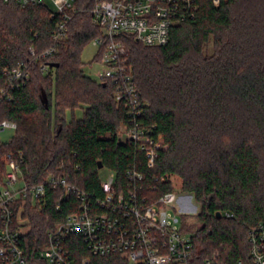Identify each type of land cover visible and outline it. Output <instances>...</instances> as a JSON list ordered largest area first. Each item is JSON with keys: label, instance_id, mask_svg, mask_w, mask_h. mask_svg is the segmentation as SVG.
I'll return each mask as SVG.
<instances>
[{"label": "trees", "instance_id": "1", "mask_svg": "<svg viewBox=\"0 0 264 264\" xmlns=\"http://www.w3.org/2000/svg\"><path fill=\"white\" fill-rule=\"evenodd\" d=\"M94 2L73 0L66 39L41 58L53 46L62 16L47 4L22 7L18 0H0V69L24 60L31 70L12 98L0 102V121L16 123L13 136L0 145V181L3 154L11 149L23 151L28 183L58 174L99 195L100 168L123 178L133 150L115 134L126 108L114 100L108 82L82 70L81 50L99 34L91 22ZM193 2L196 10L171 27L165 45L124 38L132 80L145 103L141 119L153 125V136L162 144L148 171L177 175L182 192L199 205L200 226L191 239L195 261L216 252L221 264H246L251 260L248 230L264 229V0ZM43 63L53 76L42 75ZM76 107L82 108L81 117L66 119L65 110ZM60 195L61 189L47 188L43 205L27 203L31 228L21 246L28 264H45L38 251L46 230L77 209L74 193ZM71 254L75 261L88 256L92 264H129L118 255H94L81 242L73 243Z\"/></svg>", "mask_w": 264, "mask_h": 264}, {"label": "built area", "instance_id": "2", "mask_svg": "<svg viewBox=\"0 0 264 264\" xmlns=\"http://www.w3.org/2000/svg\"><path fill=\"white\" fill-rule=\"evenodd\" d=\"M18 2L22 7L47 4L53 13L62 16L52 33L53 46L41 53V58L50 56L56 43L67 37L66 22L75 11L73 0ZM195 10L193 0H95L90 10L91 22L99 34L91 42L97 49L93 60L101 66L96 80L108 82L114 100L126 108L125 120L115 135L119 143L133 150L132 159L123 178L113 169L100 168L101 193L91 195L58 174H48L39 183H28L22 169L23 151L5 152V170L0 181V264H28L21 246L22 237L31 228L25 209L28 202L43 205L47 188L61 189L59 199L72 192L78 203L75 211L46 230V242L38 251L45 264H92L88 256L78 261L72 257L71 246L78 242L94 255H118L129 264H221L216 252L201 263L192 258L194 233H188L181 224L172 178L153 176L148 171L162 144L153 136V125L141 119L145 103L132 80L124 43L125 35H131L143 45H165L171 27ZM29 53L34 55L33 47ZM44 70H50L46 63L41 65V71ZM30 73V63L24 60L9 69H0V102L10 100L12 91L25 84ZM6 129L15 130L16 123L1 120L0 132ZM2 142L0 139V145ZM165 182L171 184V189L163 190ZM248 240L251 260L246 264H264L263 227L250 228Z\"/></svg>", "mask_w": 264, "mask_h": 264}, {"label": "rangeland", "instance_id": "3", "mask_svg": "<svg viewBox=\"0 0 264 264\" xmlns=\"http://www.w3.org/2000/svg\"><path fill=\"white\" fill-rule=\"evenodd\" d=\"M96 52V45L89 41L86 45H84L80 53V57L83 62V72L95 80L97 77L96 75L101 68V66L93 60ZM48 74L53 76L54 71L50 69L49 71L44 70L42 72V75ZM81 115V107L74 108L73 112L69 109L65 110L66 119H70L72 116H74V118H80ZM14 132V129H6L4 131H1L0 139L7 141L13 136ZM170 177L172 178L173 190L177 195L176 210L177 212H179L181 224L183 225L184 230H186L190 234H193L200 226V222L197 219L199 205L193 199V196L191 194L182 192L181 180L177 175H170Z\"/></svg>", "mask_w": 264, "mask_h": 264}, {"label": "water", "instance_id": "4", "mask_svg": "<svg viewBox=\"0 0 264 264\" xmlns=\"http://www.w3.org/2000/svg\"><path fill=\"white\" fill-rule=\"evenodd\" d=\"M52 66H56V64H51ZM104 84V83H103ZM41 101L42 103H44L45 105H47V97L45 93H42L41 95ZM102 163L99 162L98 167H101ZM216 216H220V211L216 212Z\"/></svg>", "mask_w": 264, "mask_h": 264}]
</instances>
